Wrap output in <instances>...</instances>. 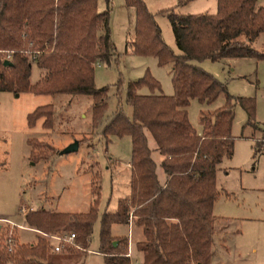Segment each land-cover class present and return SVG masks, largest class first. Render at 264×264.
I'll return each instance as SVG.
<instances>
[{"label": "trees", "instance_id": "1", "mask_svg": "<svg viewBox=\"0 0 264 264\" xmlns=\"http://www.w3.org/2000/svg\"><path fill=\"white\" fill-rule=\"evenodd\" d=\"M123 1L133 9V25L126 44L129 51L152 55L157 64L170 63L172 93H162L158 81L145 69L141 76L125 83L130 114L117 103L101 127L105 137H130V191L118 198L114 210L101 213L97 249L101 264H130L126 237H116L117 243L112 244L115 237L109 233L111 223L129 221L142 229V238L135 242L142 252L141 264H210L214 233L211 209L217 194L215 172L221 159L231 156L233 148L231 100L245 110L246 123L253 117L254 101L228 94L220 81L192 60H264V49L253 46L258 34L264 32V5H256V0H216L214 12L162 9L176 52L162 40L153 13L143 0ZM186 1L176 0L175 5ZM108 11V6L98 11L96 0H0V90L89 95L90 123L97 124L106 106L107 87L95 86L94 63H109L116 58ZM25 50L42 70L33 83L29 82L31 61L22 54ZM4 59L9 63L4 64ZM119 84L118 79L117 93ZM142 84L148 93L136 91ZM220 92L225 94L224 103L201 113L198 133L187 117L190 98L208 103ZM52 113L51 103L37 105L27 112L26 123L32 126L42 117L41 125L50 127ZM150 137L153 148L148 145ZM26 142L28 158L33 162L46 159L52 152L47 143L34 137ZM152 149L162 155V182L155 171ZM97 178L95 172L90 185L93 198L86 211L37 208L23 214L25 225L38 231H74L80 249L65 247L51 252L46 238L37 232L33 241H17L11 251L0 245V264H64L67 257L77 258L78 252L85 251L97 212ZM83 262L84 256L74 264Z\"/></svg>", "mask_w": 264, "mask_h": 264}, {"label": "rangeland", "instance_id": "2", "mask_svg": "<svg viewBox=\"0 0 264 264\" xmlns=\"http://www.w3.org/2000/svg\"><path fill=\"white\" fill-rule=\"evenodd\" d=\"M143 1L153 13L162 40L176 52L168 19L161 10L173 7L182 13L214 12L216 4V0H188L181 5H174L176 0ZM106 6L109 8L108 25L116 58L109 63H94L95 86L107 87L106 106L97 124L90 123L89 95L0 90V218L22 223L24 211L37 208L62 212L86 211L93 198L90 191L92 175L95 172L98 174V204L86 247L89 250L78 252L80 255L77 258L67 257L64 264H74L82 256L84 264H101L102 256L97 252L101 213L114 210L118 198L130 191L129 167L126 166L130 159V137L127 134H108L105 137L101 133L102 125L117 103L126 114H130V105L125 102V83L141 76L147 69L158 81L162 93H172L171 64H157L154 56L132 53L126 45L133 25V9L123 0H96L98 11ZM239 38L242 39L243 35ZM253 46L257 50L264 49V32L255 38ZM22 54L31 61L29 82L33 83L42 70L30 59L28 50ZM192 62L220 81L228 94L251 97L254 101L253 117L246 123L245 110L231 100L233 148L231 156L222 158L217 164L215 186L218 198L215 205L217 213L229 217L238 230L231 233L228 251L217 253L215 262L264 264V60L225 57ZM118 79L117 93L115 83ZM136 91L148 93V88L142 84ZM224 101L223 92L208 103L190 98L186 110L191 126L200 132L201 113L213 111ZM44 103L52 104L51 126L43 127L42 117L28 126L27 112ZM30 137L52 148L46 159L33 162L28 158L26 139ZM75 139L78 141L76 150L59 153L63 146ZM150 143L151 137L148 145ZM9 230L15 242L33 241L37 233L16 226L10 228L9 224L0 220V243ZM129 230L126 224L119 222L111 223L109 227L110 234H128L130 242Z\"/></svg>", "mask_w": 264, "mask_h": 264}, {"label": "crops", "instance_id": "3", "mask_svg": "<svg viewBox=\"0 0 264 264\" xmlns=\"http://www.w3.org/2000/svg\"><path fill=\"white\" fill-rule=\"evenodd\" d=\"M256 5H264L263 0H256ZM215 9H216V4H215ZM230 58H246V57H230ZM249 58H251V57H249ZM149 146L151 148L154 147V141L152 139H151V143ZM151 155H152V157L155 161V164H156L155 171H156L157 177H158L159 181L162 182L165 178L164 174L162 172V169L159 165V161L162 158V155L154 149H152ZM126 166H127V168L129 167V162L126 163ZM217 198L218 197L215 196V199L212 203V209H211L212 214L214 216V220H213L214 233H213V242H212V246H211L210 264H217L215 262V259H217V256H218L217 253L222 254V253L228 251V249H229V246H228L229 242L228 241H230L231 233H234L236 230H238V229H236L235 224H232V221L229 220V217H226V216H223L222 214L217 213L218 210H217V207L215 205ZM41 209H46V208H41ZM22 223L25 225L24 221ZM113 223H116V222H113ZM124 224H126L127 229L130 228V230H129L131 233L130 242H129L128 234L125 235V234H119V233H111L110 235L115 237V239H113V240H115L116 243H117L118 237L125 236L126 241H127V252H128L130 264H141L142 252L136 248L135 242L142 238V229L140 226L134 225L130 221H129V223H124ZM26 230H29L32 232H38V230H36L32 227H29ZM227 235H229V236L225 238V236H227ZM226 239H227V241H226ZM30 241H32V240H30ZM230 247H233V246L230 245ZM88 250L89 249L86 248V251H88ZM98 253L101 255L100 252H98ZM218 264H221V263H218Z\"/></svg>", "mask_w": 264, "mask_h": 264}, {"label": "built area", "instance_id": "4", "mask_svg": "<svg viewBox=\"0 0 264 264\" xmlns=\"http://www.w3.org/2000/svg\"><path fill=\"white\" fill-rule=\"evenodd\" d=\"M5 52L10 53V50H5ZM28 53H29V50H28ZM30 57L32 58L33 55L31 54ZM21 211H23L22 207H21ZM0 220L9 224L10 228H12L13 226H16L18 228H23V229L29 228L23 223H17L7 218H0ZM38 232L42 236H44L46 240L48 241L49 251L51 252H60L65 247L80 248L75 242L76 234L74 231H61V232H53V233H47V232H42V231H38ZM14 244H15V240H14L12 231L9 230L7 233L4 234L0 245H2L7 251H11L14 247ZM126 254L128 255L127 251H126Z\"/></svg>", "mask_w": 264, "mask_h": 264}, {"label": "water", "instance_id": "5", "mask_svg": "<svg viewBox=\"0 0 264 264\" xmlns=\"http://www.w3.org/2000/svg\"><path fill=\"white\" fill-rule=\"evenodd\" d=\"M3 63L6 64V63H9V61L7 59H4ZM77 146H78V141L75 139V140L67 143L65 146H63L59 150V153H68L70 151L76 150ZM115 243H116V241L112 240V244H115Z\"/></svg>", "mask_w": 264, "mask_h": 264}]
</instances>
